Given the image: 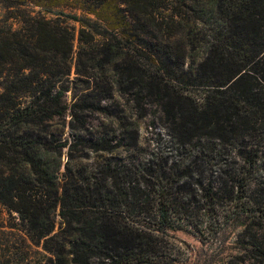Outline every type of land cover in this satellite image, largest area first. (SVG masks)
<instances>
[{
	"label": "trees",
	"instance_id": "1",
	"mask_svg": "<svg viewBox=\"0 0 264 264\" xmlns=\"http://www.w3.org/2000/svg\"><path fill=\"white\" fill-rule=\"evenodd\" d=\"M76 1L85 15L66 14L81 25L76 57L75 34L60 19L30 16L12 38L0 30V203L58 264L67 256L73 264H173L161 236L186 224L192 208L236 199L245 253L231 264H264V0ZM115 93L130 97L139 119L155 103L199 169L162 158L72 175L81 150L136 145L138 130L128 144L85 133L88 115L108 114L103 101ZM68 111L73 136L64 140L50 121Z\"/></svg>",
	"mask_w": 264,
	"mask_h": 264
},
{
	"label": "rangeland",
	"instance_id": "2",
	"mask_svg": "<svg viewBox=\"0 0 264 264\" xmlns=\"http://www.w3.org/2000/svg\"><path fill=\"white\" fill-rule=\"evenodd\" d=\"M36 1L0 0V30H4L5 35L12 38L25 24L24 20L30 16L48 20L60 19L66 22L75 34L74 56L76 57L80 46L79 29L81 25L66 14L85 15L82 10L74 8L77 1L38 0L41 5ZM6 58L9 60L6 64L9 68L11 57L7 54ZM7 73L8 70H5V74ZM75 76L73 67L71 77ZM0 82H3L2 78ZM190 90V93L198 97H202L205 91L203 88ZM73 100L74 94L68 92L66 97L68 105ZM103 104L108 105V114L94 112L88 115L87 131L85 132L87 137L97 138L106 135L117 137V140L125 139L128 144L132 142L134 130H138L139 139L136 145L123 146L113 152H95L91 149L77 152L71 163L72 175L79 176V172L83 168L87 174L91 175L97 167L107 161H122L138 165L162 158V160L167 159L169 165L177 164L182 169L188 167L189 164L193 169H199L194 165L195 154L193 151L173 140L169 121L155 103L149 106L147 115L142 119H139L141 113L134 107L132 100L127 95L115 93L113 99H106ZM70 119L69 111L63 117L54 118L50 121V130L64 140L71 139L73 131L69 126ZM216 156L214 155V158ZM235 158L233 155L228 158V161H233ZM237 158V164H242L241 158ZM67 160L68 154L65 149L61 155L62 166L59 170L60 193L64 184ZM214 162L215 160L212 161L213 164ZM209 167L210 165L202 164L205 176L210 174ZM195 176L198 177V174ZM237 204L236 199L226 198L217 203L213 209H208V207L202 210L199 207L192 208L191 211L194 215L187 216V225L182 223L179 228L167 230L161 236L164 238L162 246L165 254L173 258V264H231L232 260L238 261L239 256L245 253L243 239L240 236L245 220L243 215L238 214ZM141 223H145L143 218ZM55 224V232H59L64 226L63 218L59 214L55 216ZM147 224L153 228L156 227V221L148 220ZM49 257H52L53 260H49ZM44 263L58 264V259L44 249L43 240L36 242L28 236L16 211L0 203V264ZM65 264H73L70 256H67Z\"/></svg>",
	"mask_w": 264,
	"mask_h": 264
}]
</instances>
